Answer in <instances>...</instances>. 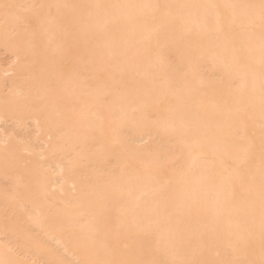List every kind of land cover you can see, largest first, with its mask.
Masks as SVG:
<instances>
[{
	"label": "bare ground",
	"instance_id": "obj_1",
	"mask_svg": "<svg viewBox=\"0 0 264 264\" xmlns=\"http://www.w3.org/2000/svg\"><path fill=\"white\" fill-rule=\"evenodd\" d=\"M0 58V264H264V0H0Z\"/></svg>",
	"mask_w": 264,
	"mask_h": 264
},
{
	"label": "rangeland",
	"instance_id": "obj_2",
	"mask_svg": "<svg viewBox=\"0 0 264 264\" xmlns=\"http://www.w3.org/2000/svg\"><path fill=\"white\" fill-rule=\"evenodd\" d=\"M1 56H2V55H1ZM2 59H3V60L5 59L4 61H6V58H4V55L2 56ZM2 59L0 58V60H2ZM7 61H8V60H7ZM8 126H9V125H8ZM10 126H11V124H10ZM11 127H14V126H11ZM15 127H16V129H18L17 126H15ZM16 129H15V130H16ZM29 129H30V128H29ZM29 129H28V130H29ZM12 130L15 131L14 129H12ZM25 130L27 131V129H25ZM31 130H32V129H31ZM18 131H19V129H18ZM18 131H17V132H18ZM19 132H20V131H19ZM19 132H18V133H19ZM27 132H28V131H27ZM18 133H17V134H18ZM23 133H24V132H23ZM26 134H27V133H26ZM32 135H34L33 132H32ZM32 135H31V136H32ZM136 140H137V139H136ZM136 140H134V141H136ZM32 141H33V140H32ZM137 141H138V140H137ZM139 141H141V140L139 139ZM142 142H143V143L139 142V143L142 144L141 146L146 145V144H144V142H147V144H148V143H149V140L147 141V139H145V141L142 140ZM133 143H134V142H133ZM139 143L137 142L136 144L139 145ZM58 250H59V249H58ZM70 261H72V260H70ZM71 263H72V262H71ZM74 264H75V263H74Z\"/></svg>",
	"mask_w": 264,
	"mask_h": 264
}]
</instances>
